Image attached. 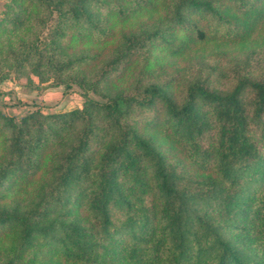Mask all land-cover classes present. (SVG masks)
I'll return each instance as SVG.
<instances>
[{
	"label": "trees",
	"instance_id": "1",
	"mask_svg": "<svg viewBox=\"0 0 264 264\" xmlns=\"http://www.w3.org/2000/svg\"><path fill=\"white\" fill-rule=\"evenodd\" d=\"M262 25L264 0H5L0 64L56 69L83 103L19 119L0 103V264H264V80H193L180 104L170 81L129 80L141 51ZM108 84L125 89L89 97Z\"/></svg>",
	"mask_w": 264,
	"mask_h": 264
},
{
	"label": "rangeland",
	"instance_id": "2",
	"mask_svg": "<svg viewBox=\"0 0 264 264\" xmlns=\"http://www.w3.org/2000/svg\"><path fill=\"white\" fill-rule=\"evenodd\" d=\"M4 3L5 0L0 1V13ZM113 24V30L119 33L125 32L131 25ZM87 46L90 47L89 44ZM88 47L84 48L85 51ZM84 49L74 47L69 53L77 55ZM140 56L133 63V73L129 80L133 83L139 81L141 85L170 81L172 99L180 104L183 89L193 80L206 81L209 89L222 92L231 88L238 75L264 80V25L240 44L208 41L196 50L178 57L163 56L157 50H150L149 53L141 51ZM88 70L90 69L83 71L79 68L70 74L78 72L89 76ZM58 74L56 69L41 68L39 72H35L30 65L19 67L15 62L0 64V76L6 77L0 82V103L3 111L19 119L34 110L49 114L81 109L83 97L80 88L70 82L69 77ZM55 77H60L63 83L58 84ZM121 88L125 89L108 84L100 88L103 89L101 94L88 95L102 101V94L114 93ZM244 97L247 100L250 93L246 91Z\"/></svg>",
	"mask_w": 264,
	"mask_h": 264
},
{
	"label": "crops",
	"instance_id": "3",
	"mask_svg": "<svg viewBox=\"0 0 264 264\" xmlns=\"http://www.w3.org/2000/svg\"><path fill=\"white\" fill-rule=\"evenodd\" d=\"M1 1V0H0Z\"/></svg>",
	"mask_w": 264,
	"mask_h": 264
}]
</instances>
